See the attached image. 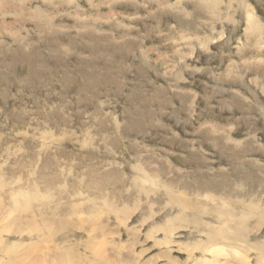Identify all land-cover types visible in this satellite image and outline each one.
I'll use <instances>...</instances> for the list:
<instances>
[{"label":"rangeland","instance_id":"374dc122","mask_svg":"<svg viewBox=\"0 0 264 264\" xmlns=\"http://www.w3.org/2000/svg\"><path fill=\"white\" fill-rule=\"evenodd\" d=\"M0 238L264 264V0H0Z\"/></svg>","mask_w":264,"mask_h":264},{"label":"bare ground","instance_id":"6f19581e","mask_svg":"<svg viewBox=\"0 0 264 264\" xmlns=\"http://www.w3.org/2000/svg\"><path fill=\"white\" fill-rule=\"evenodd\" d=\"M21 193V192H20ZM21 195V194H20ZM19 195V196H20ZM28 200V199H27ZM196 211H199V209H198V207H196ZM197 213V212H196ZM199 215V214H198ZM205 215V214H204ZM11 217V216H10ZM199 217V216H198ZM13 220H15L14 218H13ZM16 220H19V219H16ZM184 220V219H183ZM59 222V221H58ZM1 223H3V222H1ZM15 223V222H14ZM16 223H18L17 221H16ZM65 224V223H64ZM59 225V224H58ZM67 226V225H66ZM172 226V225H171ZM59 227V226H58ZM50 229V228H49ZM172 229V228H171ZM51 230V229H50ZM4 231V230H3ZM8 233V232H7ZM218 233V232H217ZM220 233V232H219ZM220 235H222V234H220ZM225 235V234H224ZM176 238V237H175ZM207 238V237H206ZM49 239V238H48ZM190 240V239H189ZM188 240V241H189ZM216 241V240H215ZM214 241V242H215ZM4 241H3V239H1L0 238V246H1V243H3ZM104 244V243H103ZM185 244V243H184ZM216 244V243H215ZM4 245V244H3ZM2 245V246H3ZM180 245H183V244H180ZM1 246V247H2ZM8 246H10L9 244H8ZM8 246H6L7 248H8ZM20 246V245H19ZM97 247V249H95V252H96V255L97 254H100L101 253V250H102V253H101V255L103 254H105L104 253V251H105V249H104V247H103V245H96ZM205 246L206 245H204V247H203V245H201L200 243H198V244H196V243H191V244H186V245H183V246H181L182 248H181V250L183 251V252H186L187 254H189V258L188 259H190V258H192V255H191V252L189 251L190 249H193V248H205ZM0 247V255L1 254H4V252L5 251H7V250H4L3 248H1ZM106 247V246H105ZM207 247V246H206ZM11 248V247H10ZM13 248V247H12ZM87 248V247H86ZM99 248L101 249V250H99ZM210 248V247H209ZM215 248V247H214ZM206 249H208V248H206ZM212 249H213V247H212ZM215 249H217V248H215ZM66 250V249H65ZM64 250V251H65ZM220 250H221V248H220ZM10 251H12V250H10ZM9 250H8V252H10ZM20 251V250H19ZM211 251V253H212V250H210ZM213 251H214V249H213ZM217 251V250H216ZM215 251V252H216ZM222 251V250H221ZM16 252V251H15ZM63 252V251H62ZM93 252V251H92ZM209 252V251H208ZM6 253V252H5ZM11 253V252H10ZM18 253V252H17ZM27 253V252H26ZM67 253V256H68V254H71L70 252H66ZM8 254V253H7ZM73 254V253H72ZM11 255V254H10ZM21 255V256H20ZM7 256V255H6ZM17 257L16 258H18V255H16ZM19 259H17V260H15V261H10V263H8V264H54V262L52 263V262H49L48 260H46V259H42L40 256V258H38V257H34V256H31L30 254H25V253H20L19 254ZM65 256V255H64ZM98 256V255H97ZM22 257V258H21ZM34 257V258H33ZM69 257V256H68ZM71 257V256H70ZM104 257V256H103ZM106 257V256H105ZM14 258H15V255H14ZM13 258V259H14ZM20 258H21V260H20ZM62 258V257H61ZM60 258V259H61ZM98 259H99V256L97 257ZM12 259V260H13ZM102 259V260H101ZM104 259L105 258H102V257H100V260H99V264H100V261H102L101 262V264H107V263H105V262H103L104 261ZM107 259V258H106ZM110 259V258H109ZM213 259V258H212ZM9 260V259H8ZM111 260V259H110ZM109 260V261H110ZM217 260H218V258H217ZM4 261V260H3ZM61 261V260H60ZM63 261V260H62ZM61 261V264H63V262ZM112 261V260H111ZM219 261V260H218ZM98 262V261H97ZM117 262V261H116ZM184 262V261H183ZM115 263V262H114ZM217 263V262H216ZM215 263V264H216ZM64 264H65V262H64ZM69 264V263H68Z\"/></svg>","mask_w":264,"mask_h":264}]
</instances>
